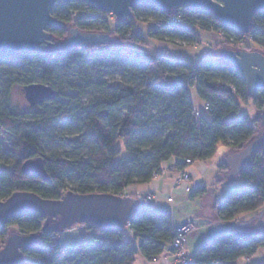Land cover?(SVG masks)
Here are the masks:
<instances>
[{"label": "trees", "instance_id": "obj_1", "mask_svg": "<svg viewBox=\"0 0 264 264\" xmlns=\"http://www.w3.org/2000/svg\"><path fill=\"white\" fill-rule=\"evenodd\" d=\"M52 15L62 23L47 29L53 40L63 39L66 25H71L82 31L108 32L110 36L111 30L121 39L120 43L133 39L146 46V38L135 33V21L144 20L151 23L147 36L152 40L180 41L193 46L199 32L220 30L233 39V45H224L220 52L226 48H244L258 49L264 54V10L254 14L247 34L249 42L242 45L241 33L226 28L211 11L202 8L178 7L168 12L152 4H138L132 8L131 15L117 19L113 28L107 16L114 15L85 1H57ZM147 16L154 18L148 20ZM175 16L180 17V22H174ZM121 48L111 43L48 48L42 52L17 53L3 60L13 65L18 75H25L23 85L34 83L36 75L40 83L56 91V96L24 115L16 113L8 100L1 107L0 127L15 135L16 146L10 150L12 160L0 165V200L14 191H30L50 199L59 198L67 190L123 196L129 185L149 182L161 162L171 157L176 158L175 169L179 170L185 167V159L210 158L219 143L233 152L264 132L257 117L237 116L240 104L249 100L257 109H263L264 91L248 95L238 70L222 62L220 56L189 64L149 52L147 48H131L127 52ZM80 65H90L97 78L91 81L87 75L80 74L79 84L74 86L78 95L92 86L114 94L80 107L76 122L80 138L90 146L86 156L45 153L40 141L51 144L62 140L61 135L50 131L51 123L62 122L71 114L67 104L59 101L63 94L51 80L57 70L70 73ZM108 72L118 73L126 83L103 81L102 75ZM30 73L32 76L27 78ZM192 87L205 106L202 112L193 106ZM154 105L159 109L158 114L148 116V108ZM130 141L134 144H129ZM38 156L43 159L48 181L20 170L22 162ZM226 169L225 162L219 164L220 172L225 174ZM238 176L253 185L240 192L232 191L215 202L213 212L222 222L235 221L245 213L264 208V135ZM67 180L75 185L68 186ZM204 191L197 188L191 196ZM147 200V196L140 197L122 228L82 224L90 231L91 241L87 243L63 247L55 241L51 245L49 233L43 235L23 251L21 264H133L137 254L146 260L158 256L171 240L174 226L167 210H154ZM45 221V217L33 212L13 217L8 224L0 225V248L11 231L37 234ZM133 240H138L136 246ZM258 250H264V231L230 229L201 243L189 256L191 264H236L239 258H249Z\"/></svg>", "mask_w": 264, "mask_h": 264}, {"label": "water", "instance_id": "obj_2", "mask_svg": "<svg viewBox=\"0 0 264 264\" xmlns=\"http://www.w3.org/2000/svg\"><path fill=\"white\" fill-rule=\"evenodd\" d=\"M57 1L70 0H0V59L17 53L42 52L46 49H64L83 45H105L112 37L103 31H82L67 27L61 40H53L48 28L61 25L53 17L52 9ZM98 10L114 15L117 19L131 15L138 4H152L171 12L178 7L202 8L211 11L220 24L246 34L254 14L264 10V0H79ZM117 38V37H116ZM222 62L233 65L239 72L248 95L264 91V54L258 49L226 48L220 52ZM30 107L43 104L56 96L48 84L28 83L21 88ZM261 136L247 142L241 149L225 156V179L239 175L259 145ZM20 170L48 181L43 159L38 156L22 162ZM141 196L115 195L111 193H77L65 191L59 198H43L30 191H14L0 200V225L21 214L33 212L45 217V224L37 234L11 231L0 248V264H21L23 251L34 245L48 233H58L74 224L122 228L131 217ZM257 232L264 231V208L250 222Z\"/></svg>", "mask_w": 264, "mask_h": 264}, {"label": "rangeland", "instance_id": "obj_3", "mask_svg": "<svg viewBox=\"0 0 264 264\" xmlns=\"http://www.w3.org/2000/svg\"><path fill=\"white\" fill-rule=\"evenodd\" d=\"M107 18L109 19L110 27L113 28L117 18L111 15H108ZM153 18V16H147L148 20H152ZM68 26L71 25H66V27ZM150 26L151 23L149 21H135V33L138 36L146 38V41L148 42L146 46L138 44L133 39H128L127 41L120 43L121 39H118V37L113 34L111 30L109 32L113 37L110 43L114 47L120 45L123 52L129 51L131 48L137 50L147 48V51L149 52H158L171 59L182 60L189 64H197L201 58L215 60L217 59L218 53H220V49L224 47V45H218V36L215 32H199L198 40L193 46L184 45V43L180 41H176V43H174L169 42L168 40H152L147 36V30ZM3 60L4 59H0V110L1 107L4 106L6 100H8L9 104L15 109L16 113L24 115L25 112L32 111L35 108L28 105L21 90L24 84L25 75H18V70L13 65H10ZM24 71L28 70L25 68ZM80 74L87 75L88 80L91 81H95L97 78V72L90 65H80L70 73H64L57 70L54 74V78L51 80V84L55 86V89L63 94L62 97L58 98L59 101L67 104L66 107L71 110V114L68 119L62 122L53 121L51 123L49 128L50 131L54 134L61 135L62 140L55 141L51 144L45 141H40V148L45 153L55 152L62 154L63 152H66L69 155L80 154L86 156L90 150L88 141L83 140L79 136L80 128L76 122V117H78L80 107L89 104L97 98L110 97L114 94V92L92 86L88 88L84 94L78 95V89L74 86L79 84ZM30 76H32L31 73L27 76V78ZM102 80L105 82L121 81L124 84L126 83V80H123L116 72L104 73L102 75ZM33 82L40 83L41 80L35 75ZM190 95L194 106L196 108L199 107L198 102L200 99L197 97L194 87L190 88ZM46 105H48V103H46ZM51 110V113L54 114V110L52 108ZM158 111V107L154 105L148 108L147 115H157ZM241 115H247L249 118H253V107L251 106V102L241 104V107L237 112V116ZM15 142V135L0 127V165L6 164L12 160L13 156L10 153V150L15 148ZM129 144L134 143L133 141H130ZM228 149L229 147L225 144L220 143V145H218L216 152L210 158L204 160V163L207 165L206 172L201 173L200 171H197L195 167L196 164L193 165L196 175H192L189 178L188 184L190 186L198 184L199 187L205 188V193L201 196H191L195 189L190 187V190L183 195L176 193L172 194V201L170 203L165 199H160V193L162 192L161 185L155 191L146 183L136 184L138 189L149 190L150 194H153L146 202L152 209L167 210L171 215H174L175 223H184L185 217H188L195 223V231L189 234L186 240L188 254L189 252L192 253L201 243L227 230H252L249 221L254 218L257 211L241 215L243 218L242 220L237 219L235 221L223 222L221 226L210 225L208 223L209 220L207 212L213 201H220L232 191L240 192L253 185L252 182L241 176H236L232 179L218 180L220 178L216 173V165L223 160V153ZM66 183L70 187L75 185L73 181L69 180H67ZM145 190L142 191L144 196H146L147 193ZM127 193L128 191H126V194ZM89 241H91L90 231L82 224H74L71 227L62 230L57 239V242L63 247L78 243H87ZM40 243L45 244L44 241H41ZM137 243L138 240L136 242L133 240V245L136 246ZM250 257H252L250 264H262L264 259V250H259ZM139 258L140 256L137 254L135 264H138ZM236 264H247L246 258H239L236 261Z\"/></svg>", "mask_w": 264, "mask_h": 264}, {"label": "crops", "instance_id": "obj_4", "mask_svg": "<svg viewBox=\"0 0 264 264\" xmlns=\"http://www.w3.org/2000/svg\"><path fill=\"white\" fill-rule=\"evenodd\" d=\"M220 56V53H218V56ZM203 58H201L202 60ZM248 102H251V106L253 107V118H258L259 120V123H260V126L264 129V108L263 109H257L253 103L252 100H249ZM246 102V104L248 103ZM193 103V101H192ZM199 107H195L194 106V103H193V106L195 108L196 111L198 112H202L203 109L205 108V106L203 105V103L201 102V100H199ZM243 104V103H241ZM241 104H240V107H241ZM220 145V143L218 144ZM217 145V147H218ZM217 147H216V150H217ZM216 152V151H215ZM232 150L229 148L228 150H226L224 153H223V160L220 161L219 163H217L216 165V173L218 174L219 178L218 180H222V179H225L224 178V172H220L219 171V164L220 163H223L224 162V159H225V156L229 153H231ZM175 163H176V158L174 157H171L170 159L164 161V164H166L169 168H172V169H168L166 170L163 174H162V177L157 181V182H153L152 180H150L149 182H147L146 184L149 185V187L153 190H157L159 188V186L161 185L162 186V192L160 193V199H166L167 195L168 194H179V195H183L184 193L180 192L179 190H172L171 189V185H172V180L173 178L175 177L176 175V169H175ZM196 164V170L197 171H200L201 173L202 172H206L207 170V165L204 163V160H199V161H193V163L188 167V170H189V174H190V177L193 175H196V171L193 167V165ZM198 186V184H196ZM198 188H200L198 186ZM205 189V188H204ZM145 190V189H144ZM143 189H138L136 187V184H132V185H129L126 189H125V194H126V191H128L127 195L128 194H135V195H138V196H144V194L142 193V191H144ZM147 191V190H145ZM205 193V191L201 194L203 195ZM153 194H150V191L148 190L147 193H146V196L148 197V199L152 196ZM200 195V196H201ZM172 201V200H171ZM168 202V201H167ZM216 200L212 202V205L211 207L209 208L207 214H208V220H209V224L210 225H215V226H221L222 225V221L218 220V218L216 217L215 213L213 212V206L215 204ZM171 203V202H170ZM164 208V207H162ZM165 210V209H163ZM261 210L257 211V214L260 212ZM256 214V215H257ZM256 215L254 217H256ZM172 223H173V226L174 227H177V226H180L186 222H189L191 221V219H189L188 217H185V222L184 223H175V219H174V215L172 214ZM239 220H242L243 218L240 216L238 218ZM252 221V219L249 221V224L250 222ZM14 230V228L12 229ZM60 236V233L59 235ZM137 240H135L136 242ZM259 251V250H258ZM189 254H191L189 252ZM140 256V258L138 259V264H153L151 263L149 260H146L142 255L138 254ZM253 257V256H252ZM252 257H249V258H246V261H247V264H250V261H251V258ZM264 258V257H263ZM136 259V258H135ZM263 263H264V259H263ZM262 263V264H263ZM135 264V261L134 263ZM156 264H180L178 262H176L174 260V256L172 253H169L167 254L163 259L159 260ZM251 264H254V263H251Z\"/></svg>", "mask_w": 264, "mask_h": 264}, {"label": "built area", "instance_id": "obj_5", "mask_svg": "<svg viewBox=\"0 0 264 264\" xmlns=\"http://www.w3.org/2000/svg\"><path fill=\"white\" fill-rule=\"evenodd\" d=\"M174 22H180V17L175 16ZM215 34L218 36V45H226V44H232L233 45V39L227 38L225 34L218 30L215 31ZM248 33L242 34V44H247L249 42V37L247 36ZM240 45V44H238ZM217 46V45H215ZM230 88V87H229ZM207 108V107H206ZM185 167L176 170V175L172 180L171 189L172 190H179L182 193H186L191 188H194L195 190L198 188L196 184L190 186L188 184V180L190 178L188 167L193 163L190 159H185ZM172 169L169 168L166 164H164V161L161 162L159 165V169L157 172L153 173L151 180L153 182H157L161 177L162 174L168 170ZM168 202H171L172 197L171 194H168L166 197ZM196 229V225L194 222L189 221L186 222L180 226L174 227L172 229V238L169 240L163 247L162 251L158 256H155L151 258L149 261L153 264H156L159 260L163 259L167 254L172 253L174 256V260L180 264H191L190 254L187 252L186 248V240L187 236L191 233H193ZM57 233H49V240L51 242V245H55V241L58 239Z\"/></svg>", "mask_w": 264, "mask_h": 264}]
</instances>
